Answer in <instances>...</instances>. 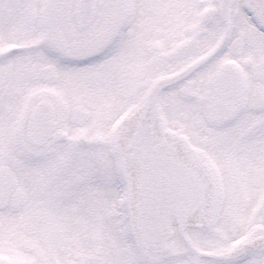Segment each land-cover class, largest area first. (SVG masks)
<instances>
[{"label": "snow or ice", "instance_id": "6c2138e0", "mask_svg": "<svg viewBox=\"0 0 264 264\" xmlns=\"http://www.w3.org/2000/svg\"><path fill=\"white\" fill-rule=\"evenodd\" d=\"M0 264H264V0H0Z\"/></svg>", "mask_w": 264, "mask_h": 264}]
</instances>
